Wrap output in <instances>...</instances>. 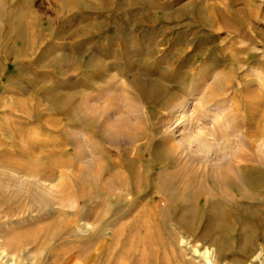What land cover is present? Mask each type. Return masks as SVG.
<instances>
[{"label":"rangeland","instance_id":"rangeland-1","mask_svg":"<svg viewBox=\"0 0 264 264\" xmlns=\"http://www.w3.org/2000/svg\"><path fill=\"white\" fill-rule=\"evenodd\" d=\"M212 6L223 15L219 29L208 23ZM244 8L257 16L244 18ZM260 29L264 0H0V111L39 105L64 118L92 103L145 127L129 157L107 152L131 189L143 188L138 202L134 191L127 199L97 191L59 211L69 181L56 173L42 182L51 209L37 215L14 193L23 185L0 178V264H264ZM154 88L155 99L138 98L137 89L151 97ZM172 98L180 108L160 128ZM9 119L0 113V127ZM98 121L84 118L76 135L99 132ZM223 156L243 171L239 185L208 177ZM171 167L180 183L192 168L194 181L161 202L156 188Z\"/></svg>","mask_w":264,"mask_h":264},{"label":"bare ground","instance_id":"bare-ground-1","mask_svg":"<svg viewBox=\"0 0 264 264\" xmlns=\"http://www.w3.org/2000/svg\"><path fill=\"white\" fill-rule=\"evenodd\" d=\"M244 9H240L241 11L238 12L248 20L257 16V8ZM207 11L208 23H211L213 28L219 29L216 22L222 19L223 15L213 6L209 7ZM245 31L235 28L231 30L241 38L248 36ZM257 32V36L264 43V29ZM251 58H256V56ZM240 68L237 66L235 73H239ZM158 90L154 88L149 94L151 97H149L145 95V89L144 91L137 89V95L139 99H155V94H159ZM173 100L174 98L164 103L163 113L158 121L160 128L165 125L166 121H171L180 108L178 103H174ZM74 108L73 106L72 109L74 110ZM4 112L9 114L12 119L7 120L8 124L5 127H0V178L8 180L10 186L23 185L22 190L14 193L17 196L22 194L24 201L29 203L32 209H36L37 215L45 214L51 209L53 199L49 198L47 185L45 186L42 182L55 179L56 173L69 181L67 187L60 186L56 196L59 211H64L65 208L70 210L73 208V204L78 206L81 201L84 202L97 191L107 198L116 199L123 197L127 199L134 191L137 194L136 197L135 195L131 196V200L135 199L138 202L142 198L143 188H138L139 191H135L134 188L132 190V185L125 182L124 165L114 157L107 155V152L114 150L120 156L129 157L130 145L143 138L141 133L145 127L142 129L138 123L139 120L133 122L123 117L114 118L115 112L103 106L93 107L92 103L84 106L79 115H74L70 110L64 114V118L57 113H49L39 105L26 107L18 104L7 111H0L1 114ZM69 115L73 116V120L67 119ZM96 116L99 117L98 122L102 125L99 132L94 131L90 136L76 135L75 130L81 125L80 122L84 118L92 120ZM143 135L145 136V134ZM54 136L56 138L53 140ZM168 149L171 151V148ZM171 153L173 154V152ZM222 160L225 161L223 168L213 169L208 177L217 186L218 184L225 187L239 185L244 179L243 171L239 167L233 166L227 156H223ZM171 168L172 170H168L166 173L161 172V175L167 179L164 184L156 188L161 202L170 199L169 189H175L185 183L184 185L191 190L190 186L194 181L195 174L192 168L187 167L182 171V183L178 178L181 172L175 167ZM206 174L207 172L204 174L205 177L202 176L204 179ZM138 182H142V185L143 183L147 184L146 176L139 174Z\"/></svg>","mask_w":264,"mask_h":264}]
</instances>
